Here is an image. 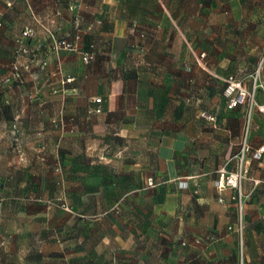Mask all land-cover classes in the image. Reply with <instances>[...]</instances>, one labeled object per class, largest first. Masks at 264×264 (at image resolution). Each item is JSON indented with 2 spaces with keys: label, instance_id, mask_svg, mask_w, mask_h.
<instances>
[{
  "label": "crops",
  "instance_id": "crops-1",
  "mask_svg": "<svg viewBox=\"0 0 264 264\" xmlns=\"http://www.w3.org/2000/svg\"><path fill=\"white\" fill-rule=\"evenodd\" d=\"M164 1L167 5L171 2L0 0L1 79L8 75L10 64L17 60L14 49L21 31L25 27L34 31L28 41L33 51L30 70L23 71L20 83L0 90V127L18 128L32 114L47 110V104L40 99L53 92L82 93L91 98L99 95L105 110L114 114L124 111L126 106L130 110L139 109L142 105L139 94L145 79L153 82L160 78L168 79L169 93L173 98L184 94L188 108L182 114L175 113L172 119L169 117L168 124L174 125L172 129L160 135L157 143L148 147L143 152L145 155L142 154V157L152 158L148 165L155 177L154 188L164 190L162 198L154 202V210L158 213L159 223L164 228L168 224L170 236L175 241L167 264H189L197 258L203 260L202 264H236L232 251L239 233L235 229L237 220H234L237 208L231 198L234 191L231 188L216 189L214 180L218 173L209 184L206 182H209L208 176L218 170L216 167L225 163L230 145L236 144L241 137L248 110L246 104L233 109L225 107L223 90L226 75L246 76L244 82L249 89L253 83L256 84L248 141L251 147L264 144V112L259 110V106L264 104V59L258 60L257 56L258 46L264 45V40L256 37H213L209 33L210 19L205 15L194 18L184 8V14L189 15H185L188 27L183 25L186 32L191 31L192 23L197 22L202 36L199 40L186 37L183 43L172 36L173 17L169 11L168 16L162 13ZM235 2L238 5L237 17L241 22L245 21L243 2ZM199 3L201 13H208V0H200ZM222 5V1L215 0L211 10L218 13ZM248 5L251 26L264 28V16L262 19L257 17L260 9L264 13V0H249ZM177 6H185V1L178 0ZM256 7L259 9L254 10ZM47 28L75 41L78 50H51ZM218 29L223 31L224 19L220 20ZM80 30L83 37L76 40L75 35ZM90 44L94 45V57L89 63H84L81 51L88 49ZM244 45L246 47L241 48ZM181 48L185 50L184 55ZM66 75L73 77L72 80L61 84V77ZM219 97L224 98V108L215 111L223 115L207 105L209 99L217 100ZM174 109H178L176 104ZM199 110L214 114L215 121L201 117ZM142 121L138 119L124 124L121 133H116L121 136L119 139L122 140V136L139 138L142 131L137 127L144 125ZM240 124L236 130V125ZM213 149L217 150L218 156L211 160L208 155ZM259 160L264 161V154L260 159L249 162L242 184L244 227L255 218L264 222V211L252 214L246 204L247 196L260 186L261 179L253 172L254 162ZM219 197H224V201H219ZM210 236L221 258L215 263L209 261V250L204 249L202 242H197ZM258 245L256 249L264 253V241H259ZM246 264L254 263L247 260Z\"/></svg>",
  "mask_w": 264,
  "mask_h": 264
},
{
  "label": "rangeland",
  "instance_id": "rangeland-1",
  "mask_svg": "<svg viewBox=\"0 0 264 264\" xmlns=\"http://www.w3.org/2000/svg\"><path fill=\"white\" fill-rule=\"evenodd\" d=\"M170 1L169 5L164 1L161 10L167 16L170 12L172 36L183 43L186 37L199 40L202 36L197 22L186 32L183 25L188 27L185 15H189L184 14V8L194 18L205 15L210 19L213 37L264 40V28L254 29L248 21L249 0H241L245 8L242 22L235 0H220L224 5L218 13L211 10L215 0H208L206 14L198 8L200 0H184L181 7L178 0ZM260 11L257 17L262 19ZM221 19L223 31L218 29ZM92 49L94 57V45ZM14 52L20 62L31 60V55H18L16 48ZM257 56L264 59V45L258 46ZM8 75L0 78V90L23 79L6 81ZM174 98L166 78L155 82L146 78L139 94L141 108L130 110L126 106L116 114L105 110L103 100L98 103L82 93L53 92L40 99L47 110L32 114L18 128L1 126L0 264H167L175 241L168 224L164 228L154 210V202L162 198L164 190L154 188L155 177L148 165L152 158L142 154L172 129L169 119L188 108L184 94ZM175 104L177 110H173ZM207 105L214 111L223 110L224 98H211ZM138 119L144 122L137 127L142 131L139 138L119 139L116 133H121L123 125ZM236 126L238 130L241 124ZM216 156V149L208 155L211 160ZM253 170L261 182L247 196L246 204L249 212L258 214L264 211V161L254 162ZM234 214L236 221L237 212ZM263 233L264 222L257 218L243 227L232 251L236 264H246L247 260L264 263V253L256 249L258 242L264 241ZM213 240L210 236L197 242L203 243L211 255L209 261L215 263L221 258ZM197 259L191 263L202 264L203 260Z\"/></svg>",
  "mask_w": 264,
  "mask_h": 264
},
{
  "label": "built area",
  "instance_id": "built-area-1",
  "mask_svg": "<svg viewBox=\"0 0 264 264\" xmlns=\"http://www.w3.org/2000/svg\"><path fill=\"white\" fill-rule=\"evenodd\" d=\"M78 27V22H76ZM48 36L50 38L51 49L54 51L67 50V51H77L78 46L73 40H69L65 37L57 35L51 29H46ZM34 35V31L31 27H25L21 36L18 39V44L16 47V52L18 55L27 56L32 55L33 51L27 41H29ZM81 33L78 32L75 35V39H80ZM93 45L87 50L81 51V59L84 63H89L93 58ZM30 59H26L24 62L19 60H14L11 63V72L5 77L6 81L12 79H19L21 76V69L30 70ZM258 69L256 70L257 74ZM73 77L70 75L64 76L62 82H69ZM246 76L237 77L234 74H228L224 77L225 87L223 90V95L225 97V107L227 109H233L239 105L246 104L248 106L244 128L241 137L236 144H231L229 151L225 156V163L219 168L218 176L214 180V185L218 191H222L225 188L233 189V195L231 198L235 200V205L237 208V222L236 231L241 234L244 227V201H243V188L242 184L247 176L248 164L251 160H258L264 154V144H260L257 147H251L248 141L249 132V120L250 111L254 103V90L256 84L253 83L251 89L245 85ZM263 86V85H261ZM264 87V86H263ZM95 102H102V97H94ZM99 110V109H98ZM259 110L264 112V104L259 106ZM200 116L209 120L215 121V115L207 111H200ZM231 164V165H230ZM151 179L149 183L151 184ZM219 201H224V197H219Z\"/></svg>",
  "mask_w": 264,
  "mask_h": 264
},
{
  "label": "trees",
  "instance_id": "trees-1",
  "mask_svg": "<svg viewBox=\"0 0 264 264\" xmlns=\"http://www.w3.org/2000/svg\"><path fill=\"white\" fill-rule=\"evenodd\" d=\"M89 48H90V46H89ZM89 48H88V49H89ZM86 50H87V49H86ZM23 71H27V70L21 69V76H23V73H24ZM12 80H15V79H12Z\"/></svg>",
  "mask_w": 264,
  "mask_h": 264
}]
</instances>
